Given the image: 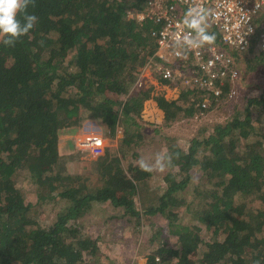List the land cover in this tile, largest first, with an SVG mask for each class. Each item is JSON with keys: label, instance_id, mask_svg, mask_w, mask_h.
<instances>
[{"label": "trees", "instance_id": "obj_1", "mask_svg": "<svg viewBox=\"0 0 264 264\" xmlns=\"http://www.w3.org/2000/svg\"><path fill=\"white\" fill-rule=\"evenodd\" d=\"M146 2L35 0L27 8L38 18L30 33L14 47L0 42V264H87L86 253L94 255L98 244L81 232L79 222L93 214L95 203L120 209L109 218L136 231L159 214L174 241L152 235L148 242L155 248L143 264H264V88L245 97L242 107L228 97V82L220 97L202 90H182L175 99L154 96L162 126L185 119L197 127L186 149L175 135L161 134L158 154L171 157L170 163L164 160L166 172L174 169L171 175L142 170L141 159L130 152L150 141L136 121L150 89L134 83L154 53L150 31L155 25L128 15ZM200 28L211 34L194 25L197 33ZM214 41L219 43L217 37ZM231 54L233 66L240 68L247 53ZM255 58L264 65L263 55ZM202 95L210 96V105H199ZM222 107L230 108L223 121H197ZM86 119L109 137L123 127L118 149L124 169H113L117 160L110 166L112 161L100 156L91 162L92 170H68L59 135ZM196 169L198 183L189 191ZM156 178L166 183L162 192L152 183ZM22 182L34 188L33 203L66 202L51 225L43 226L32 212ZM182 208L196 221L178 222ZM202 227L211 231L208 239Z\"/></svg>", "mask_w": 264, "mask_h": 264}, {"label": "rangeland", "instance_id": "obj_2", "mask_svg": "<svg viewBox=\"0 0 264 264\" xmlns=\"http://www.w3.org/2000/svg\"><path fill=\"white\" fill-rule=\"evenodd\" d=\"M189 26L194 29V25ZM254 35H256V33H254ZM154 62L157 61L154 60ZM169 64L173 66L176 63L175 61H171ZM239 66L240 68H237L239 78L235 84V93L230 96L228 95V97L231 99V102L238 101L242 107L244 106L245 97L253 95L257 96L262 92L264 88V65L258 63L254 52H250L247 53V57L241 59ZM143 77V87L150 89L151 98H148L143 102L141 118L138 117L136 121L141 126L140 128L143 131V134L147 135L146 138L149 137L150 141L148 143L144 142L143 147L132 149L130 152L134 151V157L138 156L139 159H143L150 166H153L155 165L159 149H161V151L163 150V147H161L163 142L161 134L175 135V141L183 149H186L189 139L193 136L194 130L197 126L191 121L188 122L189 124H186L185 119H177L176 122L167 128L162 126L163 118L159 119L157 117V106L156 103L154 104L155 101L153 97L163 95L167 99H175L178 97L179 92L184 89L178 84V81H171L172 85L161 82L158 74L156 72L152 73L151 67L147 70V76ZM150 81H152V83ZM146 83L147 87L145 86ZM230 108L233 109L232 106ZM230 108L222 107L219 110L214 108L212 111L204 114L201 118L196 119L198 122L206 121L208 123H212L214 120L223 121L228 117ZM127 129L128 131L133 130L131 126H128ZM67 131L68 130L63 133L70 132ZM98 134L104 139V150L110 149L109 151L113 153L112 155L117 158L118 166L116 168L113 166L116 162L115 160L110 163V166H113V169L115 170L118 168L124 169L126 165L125 159L122 157L120 149H118L120 140L123 136V127H118L113 137H109L104 129H101V132ZM205 134H208V131ZM85 136H87V134L74 137V143L71 146L65 147L63 153H61V155L66 157V160L68 161V170L74 174H79L81 172L85 173L86 170H92L91 162L100 157L94 156L88 151L78 148L76 145L77 141ZM154 171L158 175H162L166 172V166L163 171ZM173 172L174 169H169L166 173L171 175ZM169 175L167 178L170 177ZM190 176L191 180L187 186V190L189 191L192 189V186L198 183L200 173L196 169L190 173ZM152 183L160 190V192L166 187V183L163 179L157 180L156 178ZM21 185L24 200L33 203L35 201V196L31 195V191H34V188L29 186L27 182H22ZM65 203L66 202L62 200H57L56 203L52 201L46 203H33L32 212H35L37 219L43 224V226H49L56 218V211L62 209ZM94 205L97 209L93 211V214L85 215L79 222L82 229L81 232L85 236H89L93 239L95 238L98 244V249L94 255L86 253L85 260L87 264H134L135 262L143 264L146 261L145 254L155 248L154 243L148 242L152 235H157L158 238L165 239L167 242L170 240V243H173L174 241V238L167 233L166 223L164 225L159 214L152 216L150 222L139 226L138 231H136L137 228L133 229L132 227L126 226L122 219L116 217L109 218V215L112 213L120 215V209L113 208L109 203H95ZM195 207L201 208V204L197 202ZM189 221H192L193 223L196 219L193 218L185 208L180 209L178 222L187 223ZM210 233L211 231L207 232L205 227H202V234L206 236L207 239L209 238ZM200 248L204 249L206 246L201 244Z\"/></svg>", "mask_w": 264, "mask_h": 264}, {"label": "built area", "instance_id": "obj_3", "mask_svg": "<svg viewBox=\"0 0 264 264\" xmlns=\"http://www.w3.org/2000/svg\"><path fill=\"white\" fill-rule=\"evenodd\" d=\"M128 15L137 23L155 25L150 31L155 50L139 68L137 87L151 67L160 79L178 81L184 91L202 90L212 97H220L225 83H231L230 96L239 78L231 52L249 53L253 46L255 54L264 56V0H147L141 11ZM193 21H199L219 43H201L200 34L189 26ZM171 61L176 64L171 66ZM210 96L202 95L199 105L208 106ZM76 145L94 156H100L105 146L100 134L87 135Z\"/></svg>", "mask_w": 264, "mask_h": 264}, {"label": "clouds", "instance_id": "obj_4", "mask_svg": "<svg viewBox=\"0 0 264 264\" xmlns=\"http://www.w3.org/2000/svg\"><path fill=\"white\" fill-rule=\"evenodd\" d=\"M29 5L35 6V0H0V42L5 47H14L21 37L28 35L35 27L38 18L36 15L27 12ZM18 13L23 14L22 19L17 18ZM199 23V21H193L194 25ZM199 33L201 43L211 44L214 42V34H205L203 28L199 29ZM165 159L169 163L171 162L170 156L166 157L164 154H157L155 165L150 166L143 159L138 161V164L144 171H163Z\"/></svg>", "mask_w": 264, "mask_h": 264}, {"label": "crops", "instance_id": "obj_5", "mask_svg": "<svg viewBox=\"0 0 264 264\" xmlns=\"http://www.w3.org/2000/svg\"><path fill=\"white\" fill-rule=\"evenodd\" d=\"M150 82L152 83V81H150ZM147 83L145 84L146 87H147ZM155 103L156 102H154V104ZM156 110H157V117L159 119H162L163 118L162 110L158 109V107H156ZM67 132H69L70 134L69 133H62L59 135L58 142H59L60 153H63L65 147L71 146L74 143V139H75L74 137L80 136V135H86V134L88 135L90 133L98 134L99 132H101V128L95 121H93L91 119H86L85 121H83V123L81 124V126L79 128L74 129V130L68 129ZM109 150L110 149L104 150L101 155L104 158H106V160H109V161L115 160L116 161L117 160L116 156L112 155L113 153Z\"/></svg>", "mask_w": 264, "mask_h": 264}]
</instances>
